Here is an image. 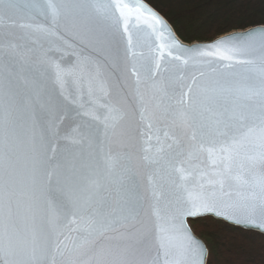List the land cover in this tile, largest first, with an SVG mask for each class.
Here are the masks:
<instances>
[{"label":"water","instance_id":"obj_1","mask_svg":"<svg viewBox=\"0 0 264 264\" xmlns=\"http://www.w3.org/2000/svg\"><path fill=\"white\" fill-rule=\"evenodd\" d=\"M261 90L264 25L189 43L147 0H3L0 128L13 149L14 185L3 264H210L193 220L214 217L264 234L248 223L264 222V141L248 140L229 164L221 128L245 109L258 122ZM53 172L77 178L75 190L86 193L81 211L96 185L100 204L133 217L126 238L112 232L84 247L64 209L71 186L49 182ZM193 194L215 208L187 220L207 258L174 232L161 242Z\"/></svg>","mask_w":264,"mask_h":264},{"label":"snow or ice","instance_id":"obj_2","mask_svg":"<svg viewBox=\"0 0 264 264\" xmlns=\"http://www.w3.org/2000/svg\"><path fill=\"white\" fill-rule=\"evenodd\" d=\"M0 3H3V0H0ZM141 11L151 17L160 28L166 26V21L153 10L150 6L141 3ZM170 31V27H169ZM252 35H255L253 33ZM249 36H244V39H249ZM229 43L225 41L222 44L214 45L213 48L223 47L224 44ZM59 68V66H58ZM59 75L63 78L66 73L63 69L59 70ZM188 96H191V93H187ZM259 97L264 100V90H261L258 93ZM191 104V101H188ZM228 119L231 121L229 124L227 120L221 121V128L227 129L225 133V138L230 141V143L223 148V152L227 153V160L229 164L233 161L238 160L242 156V150L248 146V140L253 137H258L261 141H264V104H262L261 113L258 122H254L253 114L249 113L246 109L242 111H237L236 114H228ZM3 119L0 115V125H2ZM252 123V126L248 125ZM244 125L243 127L237 129V125ZM264 146V145H262ZM13 159V149L10 144L7 145L6 150V141L4 140L2 128H0V264H3V254H4V224L5 218L7 215V220L9 223V230L12 231L11 224L14 212V185H13V172L11 167V161ZM52 161L56 160L55 156H51ZM47 159L41 165V172L47 166ZM7 172V175H6ZM49 182L55 181L57 185L64 186L70 185L68 188V200L64 204V209L68 213V216L71 220V223L68 227L72 225H78V229L84 233V247H95L97 243L107 237L110 233L116 232L120 233L121 237H125V229L128 227L129 222L134 218L129 216L127 218L121 217L118 213H111L109 209L99 203L100 189L93 185L92 188L95 191H91V195H88V206L85 211H81V198L82 194H86L83 188L76 189V180L75 176H68L64 181L57 178L55 173H49L47 176ZM190 209L180 218L179 221H172L173 227L171 229H162L161 237L162 244L167 246V242L171 237L168 235L169 232L176 233V240L185 239L192 244L201 247L202 253L205 258L209 255V251L206 246H203L202 242H199L194 232L191 228V225L187 223L189 217L199 219L202 216L209 215L215 212V208L212 203L207 200L203 195L197 196L193 194L190 197ZM220 215H223L222 213ZM79 217V219H77ZM251 227H258L261 230H264V222L255 223L248 222ZM99 237V239H97ZM126 238V237H125ZM61 246L67 243V240L61 238V241H58Z\"/></svg>","mask_w":264,"mask_h":264},{"label":"trees","instance_id":"obj_3","mask_svg":"<svg viewBox=\"0 0 264 264\" xmlns=\"http://www.w3.org/2000/svg\"><path fill=\"white\" fill-rule=\"evenodd\" d=\"M189 43L212 42L264 25V0H147ZM211 248L210 264H264V234L214 217L193 220Z\"/></svg>","mask_w":264,"mask_h":264},{"label":"rangeland","instance_id":"obj_4","mask_svg":"<svg viewBox=\"0 0 264 264\" xmlns=\"http://www.w3.org/2000/svg\"><path fill=\"white\" fill-rule=\"evenodd\" d=\"M240 31H243V30H240Z\"/></svg>","mask_w":264,"mask_h":264}]
</instances>
